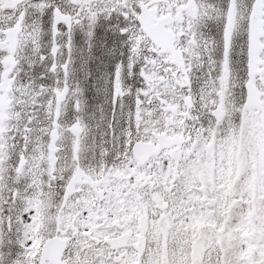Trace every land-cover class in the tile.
Masks as SVG:
<instances>
[{"label":"snow or ice","instance_id":"snow-or-ice-1","mask_svg":"<svg viewBox=\"0 0 264 264\" xmlns=\"http://www.w3.org/2000/svg\"><path fill=\"white\" fill-rule=\"evenodd\" d=\"M0 264H264V0H0Z\"/></svg>","mask_w":264,"mask_h":264}]
</instances>
